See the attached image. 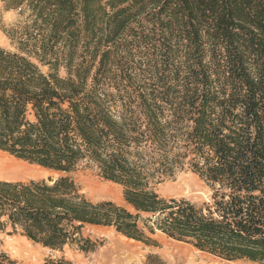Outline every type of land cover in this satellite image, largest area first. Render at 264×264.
I'll return each mask as SVG.
<instances>
[{
    "label": "trees",
    "instance_id": "trees-1",
    "mask_svg": "<svg viewBox=\"0 0 264 264\" xmlns=\"http://www.w3.org/2000/svg\"><path fill=\"white\" fill-rule=\"evenodd\" d=\"M1 2L17 16L4 30L17 51L0 47V151L66 175L92 169L126 206L87 199L69 176L0 180V231L58 251L92 250L86 226L145 244L160 232L264 264V0ZM183 171L208 202L159 195Z\"/></svg>",
    "mask_w": 264,
    "mask_h": 264
},
{
    "label": "rangeland",
    "instance_id": "rangeland-1",
    "mask_svg": "<svg viewBox=\"0 0 264 264\" xmlns=\"http://www.w3.org/2000/svg\"><path fill=\"white\" fill-rule=\"evenodd\" d=\"M16 21V13L6 12L0 0V47L13 52L17 50L4 30L12 27ZM34 61L44 74H50L49 67ZM59 75L67 77L66 70L60 68ZM41 168L0 151L1 181L29 182L69 176L87 199L93 202L113 201L126 206L123 189L102 179L92 169H80L66 175ZM156 189L166 199H187L198 205L208 202L212 194L206 183L192 171L179 172L175 177L159 184ZM9 231H0V255H6L20 264H46L62 258L75 264H257L225 261L198 251L189 244L174 241L160 232L151 236L154 243L145 244L127 239L113 228L86 226L83 234L94 244L92 250L82 251L73 246L58 251L33 243L18 233L9 234Z\"/></svg>",
    "mask_w": 264,
    "mask_h": 264
}]
</instances>
